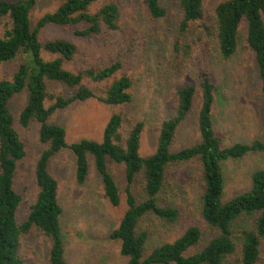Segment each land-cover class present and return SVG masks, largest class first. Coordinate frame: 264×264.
I'll return each mask as SVG.
<instances>
[{"label": "trees", "instance_id": "obj_1", "mask_svg": "<svg viewBox=\"0 0 264 264\" xmlns=\"http://www.w3.org/2000/svg\"><path fill=\"white\" fill-rule=\"evenodd\" d=\"M57 8L41 16L31 28L29 14L37 0H0V22L8 20L0 36V66L10 62L19 53L26 55L10 80L0 79V264H25L20 257L21 237L33 229L39 230L50 241L48 264H67L58 202V183L48 170L49 161L63 149L74 157V177L84 184L89 176L90 162L100 178L103 196L111 207H119L121 193L110 173L108 162L124 166L126 210L110 238L119 243V253L126 264H222L235 251L233 225L242 217H253V229L240 232V263L256 264L259 247L264 241V169L251 175V187L228 201L222 200L224 178L221 164L227 160L241 159L250 153L264 154V140L234 143L223 146L214 129V107L217 87L212 72L201 68L193 81L176 91V106L172 117L161 122L154 153L148 157L139 154L140 138L144 128L136 122L127 137L120 128L122 116H110L102 131L101 140H80L68 145L63 127L50 124V116L75 101L95 99L107 106L121 107L132 102V76L123 73L132 60L128 50L122 54L100 55L99 61L89 63L76 71L68 70L65 63L73 62L79 48L73 40L56 38L40 42V30L49 25L72 28L78 39L112 37L126 38L129 30L124 25L123 8L127 0H55ZM147 18L159 21L166 11L160 0H140ZM204 0H179L181 20L179 33L186 34L192 25L203 21ZM214 35L218 53L223 60L231 58L237 49L241 24L246 26L245 46L251 52L257 70L260 91L264 94V0H224L213 11ZM200 27L209 34V27ZM132 33L135 31L132 29ZM133 40V37H132ZM127 44H129L127 42ZM190 46L176 40L173 44V67L179 68V52L187 55ZM42 53L53 58L45 60ZM130 53V54H129ZM104 58V61L102 60ZM94 88L100 86L97 94ZM59 88V92L50 90ZM27 90L25 106L18 122L26 128L31 122L39 124L38 139L47 148L40 154L35 168L34 181L37 193L29 206L25 220L19 224L17 213L21 196L14 190L17 164L25 155V146L13 127L9 111L10 99ZM63 90L68 91L66 95ZM199 92L200 106L196 128L199 141L177 152L171 145L182 122L193 109ZM47 104V105H46ZM197 162L201 168L203 194L200 215L214 234L201 250L186 255L199 245L202 231L191 225L173 242L163 243L145 254L146 232H138L141 219L152 214L167 223H175L180 214L165 200L168 168ZM142 176V200H137L133 183Z\"/></svg>", "mask_w": 264, "mask_h": 264}, {"label": "rangeland", "instance_id": "obj_2", "mask_svg": "<svg viewBox=\"0 0 264 264\" xmlns=\"http://www.w3.org/2000/svg\"><path fill=\"white\" fill-rule=\"evenodd\" d=\"M14 1V0H3ZM224 0H204L205 23L209 34L200 27L192 25L186 34L179 33L181 10L179 0H160L166 14L162 20L150 21L140 0H127L123 8L124 25L129 30L126 38L112 37L78 39L72 34V28L49 25L40 30V42L62 38L73 40L79 48L73 62L64 67L71 71L96 63L100 55L122 54L127 50L134 56L124 68L123 73L132 76V102L121 107L107 106L95 99L75 101L68 107L54 112L49 123L58 125L66 131L68 145L80 140L100 141L102 131L110 116L120 113L122 124L120 132L127 137L136 122L142 121L144 128L140 138L139 154L145 158L154 153L160 124L173 116L176 106V91L186 82L193 81L198 70L208 68L212 72L217 87V102L214 107V129L227 147L234 143H250L253 139L264 140V94L260 91L257 70L251 52L245 46L246 26L241 24L235 54L221 59L214 35L213 11ZM58 6L55 0H37L29 14L31 28L45 13L53 12ZM8 26V20L0 22V36ZM135 33H132L131 30ZM133 37V40H132ZM178 40L190 46L187 55L179 52L180 65L173 67V44ZM127 42L129 44H127ZM129 53V54H130ZM175 53V52H174ZM45 60L53 57L42 53ZM19 53L16 58L0 66V79L10 80L18 65L26 60ZM104 61V58L102 59ZM99 94L101 87L94 88ZM50 90L59 92V88L50 86ZM68 91L63 90L66 95ZM27 100V90L14 95L8 108L13 117V127L25 146V157L18 162L14 190L21 196L22 204L17 213L21 224L34 202L37 187L34 181L36 162L46 145L38 139L39 124L31 122L22 128L18 116ZM47 105V104H46ZM200 106L197 92L192 111L179 127L171 145V151L177 152L199 141L196 128L197 113ZM110 173L114 177L121 193L119 207H111L103 196L101 181L90 162L89 176L84 184H77L74 177V157L69 149H63L51 158L48 165L50 174L58 183V202L62 208L60 223L67 264H126L119 253V243L110 238L117 228L125 210L124 166L108 162ZM224 191L222 200L246 192L251 187V175L264 169V154L250 153L241 159L227 160L221 164ZM142 176L133 183V192L137 200H142ZM203 194L201 168L197 162L170 166L163 197L173 208L179 211V220L175 223L152 215H145L138 224V232H146L145 254L163 243H171L187 227L196 225L201 228V242L186 255L202 249L206 241L214 234L203 222L200 210ZM253 217H242L233 225L235 251L222 264H241L240 232L253 229ZM49 239L39 230L33 229L21 237L19 254L25 264H48ZM256 264H264V241L259 247Z\"/></svg>", "mask_w": 264, "mask_h": 264}]
</instances>
